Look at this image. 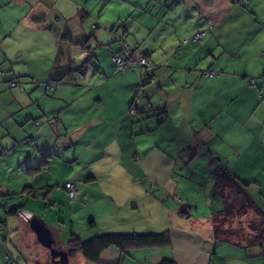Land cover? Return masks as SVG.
Instances as JSON below:
<instances>
[{
  "label": "crops",
  "instance_id": "0c3cea01",
  "mask_svg": "<svg viewBox=\"0 0 264 264\" xmlns=\"http://www.w3.org/2000/svg\"><path fill=\"white\" fill-rule=\"evenodd\" d=\"M244 1L206 0L204 14L194 16L191 0H0L4 81H10L6 67L31 84H23V89L0 85V92H8L3 99L10 110H24L16 121L29 125L25 161L32 159L31 152L37 159L54 156L51 145L43 148L39 143L49 140L52 129L53 136H61L57 140L63 160L72 152L82 169V193L73 206H85L80 211L89 225L47 223L56 247L72 249L74 234L86 240L110 232L170 233L165 244L106 248L100 262L77 252L72 260L78 264H158L163 259L178 264H264V244L249 247L247 241L215 238L214 213L225 203H214V183L197 191L181 187L191 179L186 174L210 176L223 163L251 183L245 189L264 211V15L257 10L233 14L248 8ZM254 3L250 1V9ZM116 28L127 45L149 58L153 65L148 71L118 73L110 68L122 47L114 37ZM200 30L209 31L200 42H191L194 45L179 40ZM70 67L74 71L64 73ZM207 69L224 74L211 78ZM250 77L257 78L258 87L251 85ZM49 80L55 87L46 84ZM51 90L56 93L50 95ZM58 104L57 109L49 107ZM31 119L33 124L40 119L57 125L32 132ZM166 126L170 128L160 138ZM57 158L44 160L46 167L30 168L29 173L45 171L49 179L48 166ZM184 164L188 169L177 172ZM84 172L89 173L85 178ZM46 181L45 194L66 191ZM166 192H173L174 198L168 199ZM34 193V187L23 192ZM155 201L165 218L144 227L138 220ZM19 246L26 254L32 244ZM47 252L38 249L34 260L41 263Z\"/></svg>",
  "mask_w": 264,
  "mask_h": 264
},
{
  "label": "rangeland",
  "instance_id": "374dc122",
  "mask_svg": "<svg viewBox=\"0 0 264 264\" xmlns=\"http://www.w3.org/2000/svg\"><path fill=\"white\" fill-rule=\"evenodd\" d=\"M206 0H191V3L193 2L191 13L196 16L200 14L201 12L204 14V7L202 3H204ZM250 1L254 0H245L244 5L248 8H237L236 10H233L232 13H239L241 15H246L248 12L254 13V10H257L256 12L260 15H264V0H255L254 7L255 9L249 8ZM178 14H177V24H178ZM175 18V19H176ZM195 18V17H194ZM166 23H162L161 27H164ZM168 25V24H167ZM170 27V25H168ZM122 33V32H121ZM124 36V34H123ZM184 38L181 37L179 39L182 41ZM188 37H185L184 39H187ZM126 40L123 42L125 43ZM195 43H190L188 46L194 45ZM130 46V45H128ZM185 51V47H184ZM54 54V53H53ZM150 63L148 68L151 67L153 64L149 60L148 57H146ZM2 65V64H1ZM0 65V68H1ZM9 75V79L15 78V80L23 82V84L26 86H31L28 81H26L25 77H14L15 75L12 74V71H9L6 67H4ZM112 70H115L116 72L119 71V66L116 63H113L110 67ZM146 68V67H145ZM145 69V70H148ZM141 69V68H140ZM120 73V72H118ZM256 77H250V83L251 85H254L252 83V80L256 82ZM0 85H5L7 89L10 86L9 82L4 81V76L2 73V70L0 69ZM22 89V88H21ZM1 90V89H0ZM2 91L0 92V264H17L16 260L19 258L18 262L19 264H54L51 258V254L49 255V250L44 248L36 238L35 233L31 230L28 223H26L25 219L21 216L17 217L16 214H12L11 210L13 208H18L20 206H24V208H29L32 212H34L35 216L44 222L46 225L52 224V225H60L63 224V220H65L67 227H79L89 225V219L86 217V213H82L80 211V207L83 208L82 204L79 206H76L74 208L73 203L75 200H70L68 197L69 192L67 189L63 188V193H47L43 192L44 188H46L47 181H49L50 186L55 187L56 189H61L60 186H63L69 181H65L67 178L71 176H75L74 180L79 181V191L82 193V185L83 180L80 179V174L82 172V169H80V166L73 161V154L70 153V157L67 160H63L62 153L63 150L60 149L61 143L59 140H57L61 136H57V133H54V136L52 134V129L49 131V140H39V143L42 145L43 148L47 144L51 145L50 151L54 153V156H46L42 157L40 159H37L38 156H34V154L31 152V155L33 156L31 160L28 159V161H25L26 154L28 153V149L30 148V142H27L29 138L26 139L25 131L28 132L27 128L28 126H25L21 124V119L16 121L17 117H20L21 113L24 112V110L13 112L10 110L9 102L7 99H3V96L7 94L8 92ZM56 91L51 90L50 95L55 94ZM30 107V106H29ZM52 109H57L60 107V104L58 105H49ZM36 117H34L35 119ZM43 121V120H42ZM29 123L33 125L32 132L35 130L45 128L46 125L50 126L52 124L57 125V121L46 122L40 126H36L33 124V120H29ZM23 128H25L23 130ZM38 128V129H37ZM170 127L166 126L164 128V132L162 133L160 138H164L166 136L167 129ZM23 130V131H22ZM257 138V136L255 137ZM54 139V140H53ZM16 140V141H14ZM19 142L18 146H13L16 142ZM168 141H166V144ZM54 151V152H53ZM46 152V151H45ZM44 154V153H43ZM206 158L205 154L202 155ZM34 157H36L34 159ZM52 157L54 160L56 157H58L55 161H53V165L48 166L49 170H52L51 177L49 179L44 178L43 173H34L32 174V171L29 173L30 168H41V165H45L46 163L44 160L49 161V159ZM44 168V167H43ZM201 168V166H200ZM188 169L186 164L179 165L177 172L183 173V170ZM206 169V168H205ZM48 172V170H46ZM209 174V173H208ZM89 173L84 172L83 178L87 177ZM193 174H186L185 176L191 177L189 180H185L184 185L181 187H184L185 189L191 190H198V186L206 185L207 183L212 185L215 184L216 181L207 175L206 173L204 175L200 176H192ZM180 177V176H178ZM79 178V179H78ZM201 178V180H200ZM181 180V179H179ZM195 180V181H194ZM210 180V182H208ZM72 181V180H70ZM184 181V179L182 180ZM66 182V183H65ZM197 182V183H196ZM103 184V182H101ZM59 186V187H58ZM26 187H34L35 193L33 196H26L23 194ZM222 190L225 193L226 198L228 201L233 203L235 205L234 212L232 214L224 215V218H218V220L213 224L214 227L218 225V228L224 229V230H231L233 234H231V238L241 241H247V243L251 242V237L254 235H257L261 232V229H264V219L262 216L254 210L252 206H250L249 202L247 203L245 199V194L240 192L239 189L236 187V185L228 184L223 185ZM179 188H177L178 190ZM62 190V189H61ZM176 190V191H177ZM173 192L169 194L166 192V196L168 199L172 200ZM203 195V193H202ZM198 196L197 198L201 200L204 196ZM47 196V197H45ZM213 200L216 206L221 207L220 205L223 203L222 201H217V199L222 200V198H216V193L213 194ZM174 198V197H173ZM261 197H257L256 201H260ZM177 204L182 205V199L177 198ZM61 203L64 204V207H61ZM152 206V207H151ZM186 206V204H185ZM78 207V208H77ZM151 207L150 209L146 210V213H143L140 216V219L138 220L140 223H145L143 226H147L154 221L158 219L165 218V212L164 209L158 205V203L155 201L153 205H149ZM188 207V206H187ZM213 209L216 207L211 206ZM74 208V211H72ZM25 210V209H23ZM208 211H212L211 208H208ZM63 212V213H62ZM71 215H74V217H70ZM34 215L29 217L27 221L29 222V219H31ZM73 219V221L71 220ZM135 222V221H134ZM126 223H124L125 225ZM176 224H179L178 221H176ZM27 244V242H30L32 246L30 248H27V253L24 254L23 252L19 251V243ZM57 245V244H56ZM55 245V246H56ZM38 249L40 250H47V258L42 259L41 263H38L37 260H34L37 257ZM68 251L74 250L73 246L72 249L69 247ZM11 256V258H9ZM73 255L70 254V262L66 264H78V260H72ZM21 258V263H20Z\"/></svg>",
  "mask_w": 264,
  "mask_h": 264
},
{
  "label": "trees",
  "instance_id": "16d2710c",
  "mask_svg": "<svg viewBox=\"0 0 264 264\" xmlns=\"http://www.w3.org/2000/svg\"><path fill=\"white\" fill-rule=\"evenodd\" d=\"M179 1H184V0H179ZM119 30H120V28H116L113 31L114 37L118 41H122L121 49L119 50V52H117L113 56L114 63H116L114 60L115 56L119 55L121 53H124L123 51H124V48L126 46L129 47V49L133 50V52L135 54H137L139 56L147 57L143 53H140L137 48L128 46L126 44V42L123 44V42L126 39L124 38L123 35L120 34ZM204 31H205V34L203 35L202 39L196 40L195 36L197 35V33L204 32ZM208 31L209 30H200V31L194 33L192 36H188V40L183 39L182 42L184 45L189 44L191 42H200L201 40L204 39V36H206ZM135 68H138V67H132V68L122 70L119 66L118 72H127V71H130V70L135 69ZM144 69H147V68H144ZM73 71L74 70L70 67L64 73H68V72L71 73ZM146 71H148V70H146ZM3 73H6V72H3ZM207 74L211 78H217V77H221L224 73L223 72H215L213 70L207 69ZM56 75H57V72L52 76V78H54ZM262 78L264 80V74H263ZM46 84L47 85L49 84L51 88L55 87L54 82H52L51 80L47 81ZM143 84H145V82ZM254 87H258L257 79H256V83H254ZM43 123L44 122L42 120H40V123H37L35 120V124L37 126H40ZM43 166H45V165H43ZM210 177L216 181V183L214 185L215 186L214 191L216 193L215 197L216 198H222L224 203H225V207L222 210L214 213V217H213L214 223L218 220V218L221 219V218H224L223 217L224 215L232 214L234 212V209H235L234 208L235 205L233 203H231L230 201H228V199L225 196L224 191L221 188L224 184L225 185H228V184L236 185V187L239 189V191L245 194V199H246L247 203L249 202L250 203L249 205L252 206L253 208H255V210L264 218V211L261 208H259L258 206H256V204H254L255 203L254 200L248 195V193L245 189L246 186L251 184L250 182H244V181L240 180V177L232 174L231 171L227 168V166H225L223 163H220L219 165H217L210 172ZM28 188L29 187H26L25 190H27ZM21 208H22V206H20L18 208H13L11 210V213L16 214ZM203 211L204 210H202V212ZM231 234H233V233L230 229L224 230V229L218 228V225L215 226V235H216L215 238L216 239L224 238V239L232 240L233 238H231ZM169 241H170L169 231H165V232H161V233H154V232H144V233L110 232V233H103V234L94 236L92 238H88L86 240L82 239L79 235L74 234L73 238L71 240V243H72L74 250L70 251V254L74 255L77 252H81L87 259L94 261V262H100L101 253L106 248H109L111 246H117L119 248L127 250V249H130L132 247L154 246V245H158V244H165V243H168ZM236 243L239 244L237 241H236ZM263 244H264V229H261L260 233L251 237V242L248 243V246L249 247H251V246H263ZM158 264H178V263L174 259H163Z\"/></svg>",
  "mask_w": 264,
  "mask_h": 264
},
{
  "label": "built area",
  "instance_id": "2783aa9c",
  "mask_svg": "<svg viewBox=\"0 0 264 264\" xmlns=\"http://www.w3.org/2000/svg\"><path fill=\"white\" fill-rule=\"evenodd\" d=\"M204 34L205 31L197 33L195 39L196 40L202 39ZM186 40H188V38ZM123 52L124 53L116 55L114 58L115 62L120 66L122 70L132 67H138L144 69L145 67L148 68L147 66L150 65L146 57L135 54L133 50L129 49V47L127 46L124 48ZM252 83H256V82L252 80ZM13 85L18 86V84L15 82L13 83ZM36 122L40 123V120H36ZM78 185H80L78 180L69 181L64 185V188L69 191L68 194L71 200L77 199L78 196L80 195L81 190L79 191ZM19 215L26 220L32 216L30 213H26L25 211L19 213ZM9 258H11V256H9ZM18 260L19 258H17L16 260L17 264H19Z\"/></svg>",
  "mask_w": 264,
  "mask_h": 264
},
{
  "label": "water",
  "instance_id": "95a60500",
  "mask_svg": "<svg viewBox=\"0 0 264 264\" xmlns=\"http://www.w3.org/2000/svg\"><path fill=\"white\" fill-rule=\"evenodd\" d=\"M31 230L35 233L37 241L47 248L54 264H66L70 262V252L64 248L55 246L56 240L48 224L39 220L36 216L29 219Z\"/></svg>",
  "mask_w": 264,
  "mask_h": 264
},
{
  "label": "flooded vegetation",
  "instance_id": "af4514ba",
  "mask_svg": "<svg viewBox=\"0 0 264 264\" xmlns=\"http://www.w3.org/2000/svg\"><path fill=\"white\" fill-rule=\"evenodd\" d=\"M10 85H11V87L12 88H22L23 89V87H24V85H23V82H20V81H17V80H15V78H13V79H10ZM17 83L18 84V86H14L13 85V83ZM48 86H50L49 84H48ZM37 120H39V119H37ZM65 185V184H64ZM64 185L61 187V188H64ZM81 194V193H80ZM79 197V196H78ZM74 200H76V199H74ZM19 211H24V210H19ZM18 216H20V215H18ZM25 221L28 223V221L25 219ZM58 248V247H57Z\"/></svg>",
  "mask_w": 264,
  "mask_h": 264
}]
</instances>
